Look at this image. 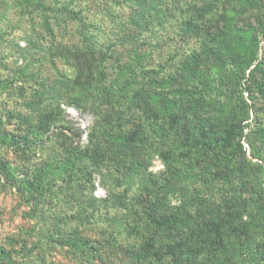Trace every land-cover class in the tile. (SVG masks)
Wrapping results in <instances>:
<instances>
[{
  "label": "rangeland",
  "instance_id": "obj_1",
  "mask_svg": "<svg viewBox=\"0 0 264 264\" xmlns=\"http://www.w3.org/2000/svg\"><path fill=\"white\" fill-rule=\"evenodd\" d=\"M257 58L264 0H0V264H264Z\"/></svg>",
  "mask_w": 264,
  "mask_h": 264
},
{
  "label": "trees",
  "instance_id": "obj_2",
  "mask_svg": "<svg viewBox=\"0 0 264 264\" xmlns=\"http://www.w3.org/2000/svg\"><path fill=\"white\" fill-rule=\"evenodd\" d=\"M242 85L245 89V92H247V95L249 96V102L244 101V104L246 105V107L250 108L251 111L255 113V115H257L258 111L260 112L264 108H260L256 105V103L252 100L250 93L253 92L255 93V95L257 94L264 99V60L262 58H257L255 60V62L253 63V67L249 71L248 77L245 80H243ZM229 137H231V139H229ZM233 138L234 136H231V131H228L223 138L217 140V142L220 144V147L218 148L216 147L217 150L215 149L212 150L211 148V152L215 153L216 156H220L221 152L223 150H226L227 147L230 146L229 141L233 140ZM187 141H190V139H188ZM248 143L249 146L252 147V143L250 140H248ZM252 154L254 155V153ZM8 170H7V174L12 176L13 175L12 168ZM218 177L226 179L228 177L227 169L226 168L220 169ZM258 198L264 199V194L259 195ZM133 205H135V208L137 210L138 209L140 210L144 221L148 222V224L153 228H157L160 230L169 221L167 216H164L157 212L156 206L151 199V195L147 187H145L142 194L137 195L135 197ZM251 224L252 222L245 224L241 229L237 228V230L235 231V235L238 236V239L240 241L242 240V238L244 237L248 238V236L252 235ZM145 242L146 243L144 244L143 248L140 249V253H138V256L145 257L148 252L150 251L155 252L157 249H159V252H161L165 247V245H163L161 242L155 245L154 242L152 241L150 242V239H147V241ZM262 261H264L263 256H262ZM98 263L104 264L99 257L95 261V264Z\"/></svg>",
  "mask_w": 264,
  "mask_h": 264
}]
</instances>
